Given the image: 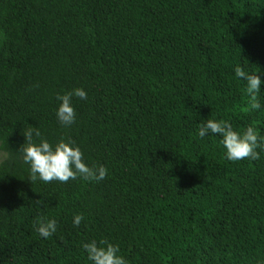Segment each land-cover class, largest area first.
<instances>
[{
	"label": "trees",
	"instance_id": "1",
	"mask_svg": "<svg viewBox=\"0 0 264 264\" xmlns=\"http://www.w3.org/2000/svg\"><path fill=\"white\" fill-rule=\"evenodd\" d=\"M236 65L264 80V0H0V264H90L101 239L129 264H264V153L230 162L197 135L207 118L264 136ZM78 87L61 125L56 96ZM28 126L108 175L31 183Z\"/></svg>",
	"mask_w": 264,
	"mask_h": 264
},
{
	"label": "clouds",
	"instance_id": "2",
	"mask_svg": "<svg viewBox=\"0 0 264 264\" xmlns=\"http://www.w3.org/2000/svg\"><path fill=\"white\" fill-rule=\"evenodd\" d=\"M236 78L245 83L248 98V109L258 112L264 110L258 94L264 86L261 75L249 73L240 65L233 69ZM87 100V92L82 88H73L63 94H58L55 110L57 121L64 126H71L76 121V112L73 107V98ZM212 134L218 136L219 143L224 149V157L230 162L250 160L256 161L264 153V136L259 134V129L251 125L242 132L233 129L232 124L226 119H203L197 130L201 139ZM25 142L17 153L22 162L28 165V180L43 182L45 184L56 181L67 183L69 180L80 178L85 181L99 182L108 175V170L103 165L90 167L84 161V154L80 147L71 141L61 139L50 143L41 138V132L37 127L28 126L22 134ZM33 137L38 138L35 142ZM259 149V151H257ZM82 214H76L72 218L74 227H79L84 220ZM57 229L55 219H39L36 231L38 235L47 240ZM87 260L90 264H129V261L120 254V248L116 244L101 239L83 243Z\"/></svg>",
	"mask_w": 264,
	"mask_h": 264
}]
</instances>
